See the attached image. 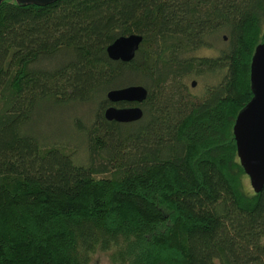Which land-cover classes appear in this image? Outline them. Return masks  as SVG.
Returning a JSON list of instances; mask_svg holds the SVG:
<instances>
[{
	"label": "trees",
	"instance_id": "obj_1",
	"mask_svg": "<svg viewBox=\"0 0 264 264\" xmlns=\"http://www.w3.org/2000/svg\"><path fill=\"white\" fill-rule=\"evenodd\" d=\"M262 41L264 0H0V264H264V184L244 186L231 129ZM131 84L141 118L107 121ZM41 104L90 107L84 160L27 130Z\"/></svg>",
	"mask_w": 264,
	"mask_h": 264
},
{
	"label": "water",
	"instance_id": "obj_2",
	"mask_svg": "<svg viewBox=\"0 0 264 264\" xmlns=\"http://www.w3.org/2000/svg\"><path fill=\"white\" fill-rule=\"evenodd\" d=\"M23 3L46 4L55 0H16ZM141 35L129 33L118 36L106 46V52L113 60L129 61L141 43ZM249 64V82L251 98L235 116L232 125L235 152L244 174L248 177L249 186L259 192L264 184V41L254 47ZM191 80L190 85L194 86ZM147 90L141 85L111 89L106 94L110 105L103 109L104 118L115 122H132L142 116L139 106ZM128 105L115 106V103Z\"/></svg>",
	"mask_w": 264,
	"mask_h": 264
},
{
	"label": "rangeland",
	"instance_id": "obj_3",
	"mask_svg": "<svg viewBox=\"0 0 264 264\" xmlns=\"http://www.w3.org/2000/svg\"><path fill=\"white\" fill-rule=\"evenodd\" d=\"M189 81L190 79L188 80L187 85H189ZM208 83H210L208 80H196L194 86L189 85L190 95L199 97ZM88 109H90V107H80L76 104L62 106L41 104L33 111V116L26 127L28 131L33 133L36 138L40 141L42 140L44 143L59 142L74 147L76 153L73 158L82 161L84 160L83 137L74 133L73 119L75 115L78 116V112L84 117L86 115L85 110L89 113ZM244 186L248 190L252 189L251 186H249L248 177L244 179ZM87 264L117 263L111 262L107 253L95 252L89 258Z\"/></svg>",
	"mask_w": 264,
	"mask_h": 264
},
{
	"label": "flooded vegetation",
	"instance_id": "obj_4",
	"mask_svg": "<svg viewBox=\"0 0 264 264\" xmlns=\"http://www.w3.org/2000/svg\"><path fill=\"white\" fill-rule=\"evenodd\" d=\"M124 105H128V104H124Z\"/></svg>",
	"mask_w": 264,
	"mask_h": 264
}]
</instances>
